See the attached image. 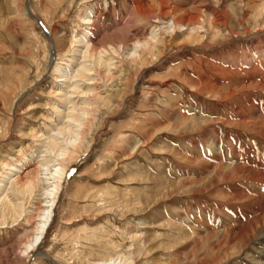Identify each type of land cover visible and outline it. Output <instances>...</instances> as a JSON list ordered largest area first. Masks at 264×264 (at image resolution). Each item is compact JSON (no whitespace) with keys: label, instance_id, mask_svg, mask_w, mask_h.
Masks as SVG:
<instances>
[{"label":"rangeland","instance_id":"374dc122","mask_svg":"<svg viewBox=\"0 0 264 264\" xmlns=\"http://www.w3.org/2000/svg\"><path fill=\"white\" fill-rule=\"evenodd\" d=\"M164 22L186 29L171 37L160 30ZM57 31L71 35L59 52ZM151 36L160 54L141 64L128 58L134 42ZM186 36L189 46L170 47ZM90 37L96 47L85 53ZM98 56L107 62L98 64ZM252 108L263 116L264 0H0V264H94L116 255L133 264H181L184 247L197 245L195 225L200 235L208 227L236 230L242 196H264V188L235 172L211 185L209 174L219 164L256 172L264 164V131L242 118ZM72 117L88 135L72 155L81 159L78 172L65 171L61 181L55 170L75 164L45 150L79 129ZM62 126L68 134L58 133ZM22 152L27 163L15 166ZM8 156L11 168L4 169ZM37 177L32 195L20 192ZM54 183L60 208L47 239L32 241L37 207L54 199L40 187ZM12 211L22 215L15 224ZM232 237L216 249L200 242L208 252L190 264L263 263L257 243L243 250Z\"/></svg>","mask_w":264,"mask_h":264},{"label":"bare ground","instance_id":"6f19581e","mask_svg":"<svg viewBox=\"0 0 264 264\" xmlns=\"http://www.w3.org/2000/svg\"><path fill=\"white\" fill-rule=\"evenodd\" d=\"M86 11V9L84 10V12ZM88 12H87V14H86V17H85V20L87 21L86 22V24L87 23H90L91 25V36H93L92 35V24H93V17H92V15H93V9H89V10H87ZM80 18V17H79ZM83 22H84V20H83ZM85 23V22H84ZM165 24V26H164V28L163 29H160V30H162L163 31V34L165 33V34H167V33H170L171 34V37L172 36H174V35H172V34H174V33H177L178 34V29L179 28H184V29H186V26L184 25V24H181V23H179V24H176V23H173V22H171V24H168V22H164L163 23V25ZM76 29H75V32H76V30L77 29H79L81 26H79V24L77 23L76 25ZM156 29V28H155ZM153 30L152 32L153 33H155V31L156 30ZM194 29V30H193ZM200 28L198 27V30H199ZM89 31V30H88ZM159 31V30H158ZM161 31V32H162ZM177 31V32H176ZM191 31H192V33H195L196 31H197V29H195V28H192L191 29ZM157 32V31H156ZM172 32V33H171ZM89 33L90 32H88V33H85L84 35H85V37H82V38H80V39H82V41H87L88 40V36H89ZM55 35V34H54ZM151 35V34H150ZM55 36H57V41H55V40H53V42L55 43V46H56V49H55V51L57 50V49H59V48H62V47H65L66 48V46L68 45V43H69V39H71V35H68V34H61L60 32H56V35ZM158 36V35H157ZM157 36H151L150 37V39H151V41L149 40V42L148 41H136V42H134V44L132 45V47H131V49L129 50V52H128V58H131L132 60H135L137 57H138V59H140L139 57H141V59H140V61L139 60H135V61H137V62H141V63H143V62H146L147 61V59L148 58H150V55L151 56H153V54H160L161 52L159 51V52H155V51H157V50H155V48H154V46L152 45V42H156V41H158L159 39L157 38ZM68 37V38H67ZM159 37V36H158ZM74 38V37H73ZM54 39V38H53ZM91 39H92V37H90L89 38V41H91ZM229 38L228 37H226L225 39H223V41L225 40H228ZM76 40V39H75ZM184 40H186L185 42H182V43H171V45H170V47H172L174 50L175 49H179L180 48V46L183 44V43H186L185 45H188L189 46V43H191L192 42V40H193V38L192 37H190V36H186L185 38H184ZM81 41V42H82ZM117 42V41H116ZM74 43V42H73ZM162 43V42H161ZM77 44V42H75V45ZM79 44V43H78ZM84 44H85V42H84ZM91 44V45H90ZM90 44H88L87 45V47L86 48H88V49H86V51H85V53H89L88 52V50H92L94 47H96L94 44H93V42L91 41V43ZM70 45V44H69ZM80 45V44H79ZM78 45V46H79ZM162 44H160V46H161ZM72 46H74L73 44H72ZM91 46V47H90ZM163 46V45H162ZM81 47V46H80ZM78 48V47H77ZM64 49V48H63ZM71 45H70V47H69V52H67L68 54L70 53H72V51H71ZM105 49V48H104ZM161 49V51H162V48H160ZM74 51H76L75 49H73ZM116 50V49H115ZM123 50V49H122ZM167 50V49H166ZM169 50L170 49H168L167 51L169 52ZM58 51V50H57ZM143 51V53H141ZM163 51H164V48H163ZM162 51V52H163ZM59 52V51H58ZM65 52V51H64ZM118 52H119V50H118ZM165 52V51H164ZM162 53V55L163 54H165V53ZM74 53H76V52H74ZM73 53V54H74ZM139 53H141V54H139ZM103 54V53H102ZM101 54V55H102ZM107 54V53H106ZM257 54V53H256ZM87 55H89V54H87ZM97 55V54H96ZM96 55H94V56H96ZM258 55V54H257ZM72 56V55H71ZM70 56V57H71ZM90 56V55H89ZM93 56V55H92ZM99 58H97L98 60V64H102V65H104V63H106L107 62V60H105V58H103V59H101L102 57H100V56H98ZM109 58V57H108ZM72 59V58H71ZM107 59V58H106ZM149 60V59H148ZM135 61H133V62H135ZM63 60L60 58V59H58V62H57V64L55 65V68H54V73H56V74H59V71H60V69L62 68V64H63ZM70 61H69V59H68V63H69ZM148 62V61H147ZM146 62V63H147ZM72 63H73V61H72ZM140 63V64H141ZM70 64H71V62H70ZM132 64V63H131ZM139 64V65H140ZM105 65H109L110 66V64L109 63H107V64H105ZM134 65V64H133ZM146 66V65H145ZM253 66H255V65H253ZM87 69V68H86ZM106 69V68H105ZM129 69V68H128ZM256 68H254L253 70H255ZM85 69H83V71H84ZM82 71V72H83ZM110 71V70H109ZM86 72V71H85ZM107 73V72H106ZM110 74H111V72H110ZM64 75H66V74H64ZM108 75V74H107ZM67 76V75H66ZM103 76V75H102ZM111 76V75H110ZM114 76V75H113ZM71 78V77H70ZM80 78V77H79ZM57 77L54 79L55 80V82L57 81ZM68 79V78H67ZM66 78H65V80H67ZM72 79H74L73 77H72ZM71 79V80H72ZM106 79V78H105ZM68 84V83H67ZM70 84V83H69ZM45 86L46 87H48L49 85H46L45 84ZM75 87L77 88V86L75 85ZM53 88V87H52ZM76 88H75V90H76ZM127 88V87H126ZM91 92V91H90ZM123 92H126V91H124L123 90ZM70 92H68V94H69ZM88 94V93H87ZM126 94V93H125ZM126 97V96H125ZM124 97V98H125ZM67 101H69V100H67ZM63 103V102H62ZM88 103V102H87ZM90 103V102H89ZM63 105V104H62ZM61 105V106H62ZM68 105H69V103H68ZM91 105V104H90ZM60 106V107H61ZM73 106V105H72ZM59 107V108H60ZM65 107V106H64ZM55 108H57V107H55ZM72 108V107H71ZM87 108H88V106H87ZM60 110V109H59ZM59 110H57V111H59ZM83 111V116L85 117V115H86V117H87V115H89V114H87V112H85V111H87V110H84V109H82ZM53 111H56V109L55 110H53ZM56 111V112H57ZM62 111V110H61ZM60 111V112H61ZM79 111V110H78ZM244 111V110H243ZM55 112V113H56ZM89 112V111H88ZM119 112V111H118ZM55 113H52V114H55ZM69 114H71V113H69ZM73 114V113H72ZM255 114H257V115H255ZM262 114V113H261ZM261 114L259 115V113H257V110L256 109H254V108H252L251 110H249V111H246V113H244V115L242 116V118L244 117L245 118V121H246V119H247V121L248 120H251V122H253V123H251V124H253V126H256L257 128H260L259 130H263L264 131V119H263V116H264V114H263V116H261ZM53 117V116H52ZM91 118V117H90ZM53 119H54V117H53ZM52 119V120H53ZM60 119H61V117H60ZM70 119V121L71 122H73V123H76V121H77V123L79 124V129L78 130H76V132H69V135H67V137H66V139H62V138H60L61 139V141L59 142V141H57L56 140V138H55V140L54 139H52L51 141H50V143L49 144H47L46 146V152H50V153H53V154H55L56 155V157H60V156H62L60 159L61 160H63L65 157V161H69L70 163H74L75 165H74V167H73V165H72V167L73 168H71V169H69V171L67 170V167L66 166H64V168L63 167H61V163L59 162L58 163V166L59 167H61V168H58L57 170H55V173H54V179H59V180H61L64 176V174L66 173L65 171H67L68 173L66 174L67 175V177L68 176H70V177H72V176H74V174H76L78 171H77V169H78V167H79V161L81 160V159H78V157L75 159H73V157H72V155H73V153L77 150V147H78V145H79V143H80V139L82 138H84V137H86L87 135H86V133H85V131H83V130H80L81 129V127H82V122H80V120L77 118L76 119V117H75V119H74V117H72V118H69ZM58 120V119H57ZM62 120V119H61ZM82 120V119H81ZM260 120V121H259ZM58 121H60V120H58ZM57 121V122H58ZM93 121V120H92ZM246 121V122H247ZM255 121H257V124L255 123ZM258 121L260 122L259 124H258ZM106 122H107V120L104 122V125H106ZM60 123H62V121L60 122ZM64 123H65V121H64ZM56 124V123H55ZM51 125H53V124H51ZM65 125H66V123H65ZM69 125V124H68ZM103 125V126H104ZM54 126V125H53ZM59 127V126H58ZM256 128V129H257ZM10 129V128H9ZM59 129V128H58ZM65 129H67L68 131H69V126H62V127H60V129L58 130V133L61 135H65V133H67L68 134V131H66ZM80 130V131H79ZM258 130V131H259ZM49 131V130H48ZM255 131H257V130H255ZM54 132V131H53ZM56 132H57V130H56ZM42 133V132H41ZM10 134V133H9ZM94 135V134H93ZM43 136V135H42ZM48 137V136H47ZM42 139V138H41ZM59 139V140H60ZM47 140V139H46ZM63 140V141H62ZM20 144V143H19ZM61 144H63L64 145V148H60V146H61ZM214 144V143H213ZM44 145L45 144H43V146H42V148L44 147ZM216 145V144H215ZM213 145L212 144H209V148L210 147H212ZM223 148V147H222ZM219 149V148H218ZM29 150L30 151H32L33 149L31 148H29ZM46 152H44V153H46ZM32 153V152H31ZM31 153H29L30 154V156H31ZM223 154V153H222ZM213 155V154H212ZM7 156V155H6ZM214 157V156H213ZM212 157V158H213ZM6 159L2 162V166H4V169L5 168H11V163H12V161H10L11 159L9 158V156L8 157H5ZM21 158V159H20ZM20 158H16V160H14L15 162V166L16 165H18L19 163L21 164H23V165H26V163H27V161H26V159H27V157H26V155H24V153L22 152L21 153V155H20ZM13 160V159H12ZM233 161L235 160V159H232ZM215 161V160H214ZM216 161H217V159H216ZM220 161V160H219ZM51 162V161H50ZM236 162H237V160H236ZM235 162V163H236ZM46 163L48 164L49 163V161L47 162L46 161ZM46 163H41V164H39L40 166H41V169H38L39 171H38V177L42 174V172H43V170H44V168L46 167ZM69 163V164H70ZM233 164V163H232ZM238 164V163H237ZM241 165H243L242 163H241ZM247 165H249V164H247ZM252 166V165H251ZM257 166H258V164H257ZM253 168V167H252ZM259 168V167H258ZM36 169V170H37ZM14 171V170H13ZM39 172H40V174H39ZM61 172H62V174H61ZM210 172V171H209ZM236 173V174H240L241 175V179H242V177H244V178H246V176H249V177H251V178H253L254 179V181H256V183H258L262 188H264V164H260V170L258 171V172H256V171H254L253 169H251V168H249L248 166H245V167H241V166H238V165H231L230 164V166L229 165H221V164H219V165H215V168L213 169V171L209 174L210 175V179H211V185L212 184H214L215 182H216V180L218 181L219 179H220V176H222V173H224V174H227L226 176L230 179L231 178V176H232V174L233 173ZM10 173H12V171H10ZM78 175V174H77ZM1 176H2V173L0 174V178H1ZM216 176V177H215ZM234 176V175H233ZM236 176V175H235ZM234 176V177H235ZM38 177H37V180H38ZM76 177V176H75ZM209 177V176H208ZM213 177H215V178H213ZM219 178V179H218ZM227 178V179H228ZM251 178H250V180H251ZM21 179V178H20ZM34 179V178H33ZM66 179V178H65ZM36 180V181H37ZM69 180V179H68ZM222 180V179H221ZM249 180V179H248ZM15 181L16 182H18L19 183V179H18V176H16V179H15ZM25 181V180H24ZM31 181V180H30ZM35 181V179H34V182H36ZM62 181V180H61ZM67 181V180H66ZM22 182V181H21ZM33 182V181H32ZM29 183V184H27L26 186L25 185H23V187L22 188H20V192H22V193H28L29 194V196L30 195H32L33 194V191H34V189H36L38 186H39V184H40V181L38 180L37 181V185L35 186V183ZM192 182V181H191ZM220 182V181H219ZM247 182V181H246ZM252 182H253V180H252ZM17 183V184H18ZM183 183V182H182ZM217 183V182H216ZM251 183V182H250ZM254 183V182H253ZM22 184H24V183H22ZM195 186V184H192L190 187H194ZM214 186V185H213ZM246 186V185H245ZM50 187H52V189L53 190H49V188ZM207 187V186H206ZM41 188V190H44V191H49V192H52V195H53V197H54V199L52 198V199H49L48 200V202L47 201H43L42 203H44L43 204V206L41 205L40 207H37V210L36 211H38V214H37V216H35V221H36V223H35V229L33 230L34 232H33V235H32V237H31V239H32V241H33V238L34 239H36V238H38V236L39 235H41V236H44V234L46 235L45 236V240L47 239V236H48V232L46 231V229H47V225L49 224V220H50V217H51V215H52V213H53V215L55 214L56 215V210L58 211L59 210V204H60V202H58V198H59V195H57V193L59 192L58 191V189H59V184H56V183H54V185H48L47 187H44V186H41L40 187ZM181 188V187H180ZM187 188H189V187H186V189ZM247 188V187H246ZM245 188V192L247 191V189ZM194 189V188H193ZM196 189V188H195ZM200 189V188H199ZM198 189V190H199ZM254 189V188H253ZM182 190V189H181ZM249 190V189H248ZM0 191H1V189H0ZM58 191V192H57ZM186 191V190H185ZM194 191H197V190H194ZM204 191V190H203ZM244 191V190H243ZM258 191V190H257ZM189 192H191L190 190H189ZM249 192V191H248ZM248 192H246V193H248ZM255 192V191H254ZM47 193V192H46ZM181 193H183V192H181ZM195 193H197V192H195ZM244 193V192H243ZM251 193V192H250ZM248 194L247 196H242V199H244L245 200V205H244V207L246 208V210H245V212H243V214L242 215H244V216H240V217H237V220L240 222V226L235 230V229H229V230H224L223 229V231H221V230H217L218 228H215V227H213V230L211 229V228H206V231H204V233L203 234H201L200 235V233L199 232H197V226L195 225V221H194V219L193 218H191V217H187L186 218V220H190L191 221V223H192V225H195V230H194V232H195V238L193 239L194 240V242L197 244V245H193V247L192 248H190V246H188L191 250H189V248H185L184 247V251L185 252H187L186 254H184V255H182V256H184L183 257V259H182V261H181V264H190L191 263V260H195L196 262H198L197 261V259L201 256H204V255H206L207 254V245H203L202 244V248H200L199 246H200V242L201 243H204V242H207V244L209 245L208 247H211V248H214V249H216L217 248V246L220 244V243H222V242H224V240H225V237L227 236V235H230L231 237H232V235H233V239H235V240H237L236 241V246L237 247H239V248H241V249H243V250H246V249H248L252 244L254 245V243H257V245L259 246L258 247V250H260V253L262 254V256H264V196L263 195H261V197L258 195V194H255V193H257V192H255L254 194ZM244 195H245V193H244ZM254 195V196H253ZM240 197V196H239ZM32 198H33V196H32ZM62 206V205H61ZM242 208V207H241ZM178 211L176 210L175 211V213H177ZM32 213V212H31ZM30 213V214H31ZM245 213V214H244ZM29 214V216L26 218V221L29 219V218H31V217H33V215L34 214H31L30 215ZM178 214V213H177ZM240 214V215H241ZM253 214H256V215H253ZM182 215V214H181ZM180 214H179V216H181ZM197 215H199V214H197ZM212 216V215H211ZM213 216H214V214H213ZM22 218V215L21 214H19L18 212H14V211H12V213H11V219H12V224H15L16 222H18V220L19 219H21ZM249 217H251L250 219H249ZM197 218V217H196ZM213 218V217H212ZM44 220H45V222H44ZM216 220V219H215ZM34 221V220H33ZM242 221V222H241ZM24 222H25V220H24ZM40 222L42 223V224H40ZM51 223V222H50ZM243 223V224H242ZM2 224H4L3 222H2ZM2 224H0V226H2ZM5 224H6V222H5ZM203 225V224H202ZM215 225V224H214ZM201 226V225H200ZM194 227V226H193ZM218 227V226H217ZM215 228V229H214ZM221 228V227H220ZM219 228V229H220ZM214 230H217L216 232H214ZM199 231V230H198ZM228 238V237H227ZM43 239V238H42ZM196 240V241H195ZM30 241V240H29ZM28 241V242H29ZM199 242V243H198ZM45 244V241L42 243V245H44ZM41 245V246H42ZM26 247H27V249H29L30 248V246H29V243H27L26 244ZM183 248V247H182ZM29 251V250H28ZM246 252V251H245ZM25 253H27V250H25ZM200 257V258H201ZM128 258H130V256L128 257ZM175 260V259H174ZM94 264H133V260H131L130 262H129V260H123V256L121 257V255L119 256H110V257H108V258H106V259H102V260H99V261H97V262H95ZM260 264H264V261H263V263H260Z\"/></svg>","mask_w":264,"mask_h":264},{"label":"water","instance_id":"95a60500","mask_svg":"<svg viewBox=\"0 0 264 264\" xmlns=\"http://www.w3.org/2000/svg\"><path fill=\"white\" fill-rule=\"evenodd\" d=\"M27 8H28V11H29V5L27 4Z\"/></svg>","mask_w":264,"mask_h":264}]
</instances>
